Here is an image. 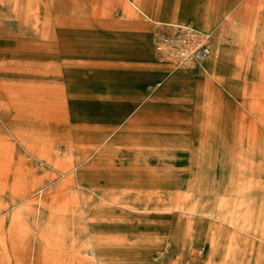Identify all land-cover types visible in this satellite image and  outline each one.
<instances>
[{
    "label": "rangeland",
    "instance_id": "374dc122",
    "mask_svg": "<svg viewBox=\"0 0 264 264\" xmlns=\"http://www.w3.org/2000/svg\"><path fill=\"white\" fill-rule=\"evenodd\" d=\"M132 1L0 0V264H264V0Z\"/></svg>",
    "mask_w": 264,
    "mask_h": 264
},
{
    "label": "crops",
    "instance_id": "0c3cea01",
    "mask_svg": "<svg viewBox=\"0 0 264 264\" xmlns=\"http://www.w3.org/2000/svg\"><path fill=\"white\" fill-rule=\"evenodd\" d=\"M126 1L128 3L129 9L135 14V16H137V12L135 9V1H132V0H126ZM137 18H139V17L137 16ZM139 19H141V18H139ZM8 132H10L11 134L14 135L12 130L8 129ZM1 158L2 157L0 156V163L3 162L2 161L3 159H1ZM54 159H55V152L49 151V152H47V156L41 155V156L34 158V160L31 161V164H30L31 168H32V170H31V172H32L31 182H32V188L33 189L29 194L24 195L21 198L16 199L17 202L23 201L27 198H30L33 195L40 194L41 191L51 183L50 178L49 179H45V178L41 179V177L44 176L43 174L46 171H48V168H51L54 170V172L56 174H54L53 176L56 178H58L60 176H64L65 174L72 172L76 168L75 165H73L71 163L64 169H59V168L53 167V166H51V163H52V161H54Z\"/></svg>",
    "mask_w": 264,
    "mask_h": 264
},
{
    "label": "bare ground",
    "instance_id": "6f19581e",
    "mask_svg": "<svg viewBox=\"0 0 264 264\" xmlns=\"http://www.w3.org/2000/svg\"><path fill=\"white\" fill-rule=\"evenodd\" d=\"M135 9H136V12H137V16L139 17V18H141L142 20H146V21H149V22H156V21H154V18L151 16V15H149V13H147L142 7H141V5H138L137 3H135ZM240 22V21H239ZM157 23H159V22H157ZM162 24H165V26L167 25V26H169V27H173V28H179V29H181L182 30V32L184 31L188 36L189 35H191V28H189V27H187L186 25H184V24H182V23H180V22H178V21H168V22H163ZM164 26V27H165ZM207 32V31H206ZM194 33V32H193ZM192 33V34H193ZM196 34V33H195ZM203 34H205V33H203ZM197 35V34H196ZM198 35H199V33H198ZM206 35V34H205ZM206 37V36H205ZM174 40V39H173ZM198 41H200V40H198ZM198 45V44H197ZM180 48V47H179ZM211 56L212 57H214L213 55H215V53H216V50H215V47L214 46H212L211 47ZM175 52H177V51H175ZM182 52L183 51H178V53L179 54H182ZM225 52V51H224ZM223 52V53H224ZM176 54V53H175ZM208 54H209V52H208ZM184 58V57H183ZM185 59V58H184ZM182 60V59H181ZM188 61V60H187ZM222 68V67H221ZM198 159V158H197ZM187 166H185V168H186ZM188 172H189V170H188ZM180 173V172H179ZM183 173V172H182ZM191 173V172H190ZM178 174V173H177ZM189 174V173H188ZM174 175V174H173ZM181 175V174H180ZM185 175V174H184ZM191 175H193V173L191 174ZM176 177V176H175ZM189 178V177H188ZM190 179V178H189ZM178 180V179H177ZM174 182V181H173ZM172 182V183H173ZM169 183H171L170 181H169ZM177 183V182H176ZM184 184V183H183ZM125 185V184H124Z\"/></svg>",
    "mask_w": 264,
    "mask_h": 264
}]
</instances>
